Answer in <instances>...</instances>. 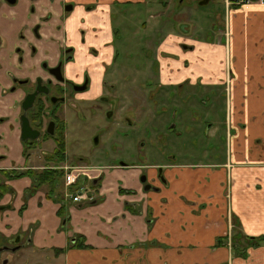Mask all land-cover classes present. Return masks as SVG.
<instances>
[{"label":"crops","instance_id":"obj_1","mask_svg":"<svg viewBox=\"0 0 264 264\" xmlns=\"http://www.w3.org/2000/svg\"><path fill=\"white\" fill-rule=\"evenodd\" d=\"M114 2L141 6L145 0H15L14 4L0 0V160L13 157L21 164L0 163V185L8 188L0 197V237L8 241L6 244L18 238L19 249L50 254L51 264H264V247L250 248L247 258L241 259L232 256L228 246L216 245L217 239L230 231L231 215L239 219L245 236L264 235V0L228 10L223 1L226 35L223 31L210 41L184 29L176 33L171 26L157 52L160 85L155 91L168 96L181 94L171 88L182 86L201 87L204 94L225 91L222 159L112 163L84 171L70 168L80 176L76 187L90 183L98 202L69 205L65 221L44 188L28 193L32 185L28 175L10 181L3 178L1 171L42 169L41 164L27 166L29 157L23 162L26 156L20 153L18 123L23 91L8 93L11 80L29 72L32 77L40 74L43 60L54 65L61 46H72L81 59L87 56L89 46L100 48L97 40L111 42ZM65 3L74 6L68 19L63 11ZM87 4L94 6L84 9ZM37 21L40 39L28 34ZM80 30L85 32L82 45ZM20 32L28 36L26 41L19 39ZM30 44L37 50L35 56L30 54ZM18 48L24 50L22 62L17 60ZM104 51L107 59L113 52L110 46ZM81 61V69H76L79 73L88 68ZM91 79V89L81 95L94 100L102 95L96 71ZM135 88L142 94L140 87ZM121 91L125 96V87ZM194 92L190 89L183 94ZM128 94L134 96L132 91ZM135 99L137 106L131 105L135 117L147 118L146 104L141 102L144 99ZM166 101L165 107L176 104L172 97ZM213 131L218 135L217 129ZM47 158L42 157V162ZM67 159L65 153L63 167ZM226 164L232 166L229 202ZM158 169L162 170V180L156 178ZM142 170L153 189L144 191V185L138 183ZM92 175L98 179L90 181ZM79 243L84 247H75ZM57 249L64 253L55 255Z\"/></svg>","mask_w":264,"mask_h":264},{"label":"rangeland","instance_id":"obj_2","mask_svg":"<svg viewBox=\"0 0 264 264\" xmlns=\"http://www.w3.org/2000/svg\"><path fill=\"white\" fill-rule=\"evenodd\" d=\"M203 2L204 4L200 6L199 4ZM224 8L223 0H145L141 6L120 4L119 7L112 8L113 27L116 30L115 33L119 34V38H121V42H116L114 47L115 52L120 53L117 59L119 66L115 68V71L118 72L120 69L119 81L121 86L125 87V96L120 95L118 101L110 102L104 106L105 109L102 111L106 112L109 110L108 107L113 106V110L119 112H116L112 119L107 118V115L102 112L93 110H89L88 113L87 110L77 109L72 113V117L67 123V135L63 138L68 158L66 167L62 166L64 162L55 164V162L47 161L48 159L42 162V157L46 156L42 155L43 153L51 155V143L28 149L29 154L23 158L24 160L22 159L23 162L25 163L26 158L29 157L27 166L31 163L33 166L41 164L40 168L42 169H54L53 166H57V170L63 171L61 186L64 198L68 199L65 194L75 195L84 190L93 199L72 204H91L98 202V199L94 192L95 187L90 186V183H81L79 187L65 186V175L69 171L77 180L80 177L79 175L75 176L70 168L84 171L88 167L95 169L109 163L151 165L183 159L191 162L222 159L225 156V145L222 138L226 105L225 91L220 90V95L216 91L204 94L201 87L182 86L171 88L172 92L181 94L168 96L166 92L155 90L160 85L157 80V52L160 42L170 31L168 29H171L172 26V30L176 33H180L184 29L190 34L195 33L196 38L200 40L210 41L213 37L216 39L215 36L223 31L226 35ZM137 86L140 87L142 94L135 88ZM132 88L133 90H131ZM190 89L195 92L190 95L183 94ZM129 91H132L134 96H130ZM140 96L144 99L141 100L142 104H146L144 112L150 115H147V118L141 117V115L139 118L135 117V112L131 109V105L137 106L135 97L139 98ZM170 97L176 104L165 107V104L168 103L166 100ZM186 102L190 103L186 104ZM62 108L63 106H60L57 112L58 119L62 116V112H60ZM151 116L153 122H151ZM46 118L47 116H45ZM174 125L176 127L171 132L170 129ZM214 129L218 130V135H215ZM60 130L63 132V127ZM56 135L58 136L56 140H59L61 137L57 133ZM95 139L97 140L96 144ZM22 160L20 159V161ZM0 163H9L13 167L21 165L20 162H17V158L13 157L2 158ZM231 167L230 164L225 165L227 202L230 201L231 195ZM143 172L144 170L137 178L140 184L141 178L145 176ZM3 178L5 179V177ZM20 178L23 179V177H18L12 180ZM90 179L98 178L92 175ZM6 180L10 181L11 179ZM98 183L101 184L102 180H99ZM40 190L43 189L40 188ZM56 203L60 209L61 201ZM64 208V213H67V205ZM232 216L235 215L230 217V231L225 235L228 236V239L233 227ZM60 219L62 220L61 217ZM261 236L264 240V235ZM7 242L6 239L0 237V249L11 247L9 244H13V241L9 244H6ZM229 244L228 241V247ZM260 247H264V242L258 248ZM0 264H51V255L19 248L13 251L2 249Z\"/></svg>","mask_w":264,"mask_h":264},{"label":"flooded vegetation","instance_id":"obj_3","mask_svg":"<svg viewBox=\"0 0 264 264\" xmlns=\"http://www.w3.org/2000/svg\"><path fill=\"white\" fill-rule=\"evenodd\" d=\"M9 4H14L15 0H6ZM36 2L37 0H31ZM114 7H119V3H112ZM93 4H87L84 9H89ZM70 7V10L68 8ZM74 6L71 3H65L63 5V11L66 18L68 19L69 14L73 12ZM31 11L34 13V7L31 8ZM43 19V18H41ZM66 19V20H67ZM65 20V21H66ZM48 20H45L47 22ZM113 24V17H112ZM40 24L37 21L34 24V28L28 32L30 36L40 39L38 31L40 29ZM95 28H92L94 30ZM115 29L112 25V40L111 42H102L97 40V44L100 48L96 49L94 46H89L87 50V56H81V59L75 56L74 48L69 45L61 46L63 47L56 58V63L54 65H49L48 60H43L38 70L40 74L35 77L31 76L32 72L23 78L17 79L13 78L11 80V86L8 88L7 92L14 94L19 90L23 92V98L18 104L19 117L18 123L21 127V118L24 116L30 125V128L35 132V137L32 140H22V156H27L29 154L28 149H33L37 145L42 147L43 145H48V142H51L55 145L54 137L61 131L63 127V138L67 135V123L72 117V113L75 110H89L99 111L107 115V118H114V114L119 112L113 110L112 107H108V111H102L105 109L104 106H107L110 102L118 101L119 96L122 95L121 91V82L119 81V70L116 72L115 68L119 66L117 59L119 58L118 52H115L116 42L120 43L121 38L119 34L115 33ZM85 32L80 30V43L81 45L85 42L84 39ZM28 36H25L23 32H20L19 39L21 41H26ZM66 39V36H65ZM67 43V39L65 44ZM1 44V40H0ZM110 46L113 50L112 54L107 59L106 48ZM30 54L35 56L37 50L32 44L29 45ZM17 60L22 62L24 60V50L21 48L17 49ZM84 61L83 66L88 64V68L82 70L81 73L76 69H81L79 66ZM117 63V64H116ZM82 66V67H83ZM84 69V68H83ZM96 71L99 76V87L102 90V95L98 96L96 99H85L81 94L88 93L92 87L91 73ZM114 74V75H113ZM68 75H72L69 77ZM110 77V80H108ZM34 95L31 106L24 110L22 108L23 102L28 96ZM92 102V103H91ZM60 106H63L62 116L58 119L57 112L60 109ZM45 116L47 118L45 119ZM45 120V121H43ZM21 132V128H20ZM21 138V135H20ZM95 144L97 140L95 139ZM54 149L51 151V155H46L48 158L51 157L54 153ZM112 163H109V165ZM159 170V169H158ZM157 170L156 178L162 180V170L159 172ZM147 178L146 174H144ZM145 184L151 186L146 179ZM152 187V186H151ZM153 189V187H152ZM19 242V240H18ZM17 243H13L6 251H11V249L18 246Z\"/></svg>","mask_w":264,"mask_h":264},{"label":"trees","instance_id":"obj_4","mask_svg":"<svg viewBox=\"0 0 264 264\" xmlns=\"http://www.w3.org/2000/svg\"><path fill=\"white\" fill-rule=\"evenodd\" d=\"M59 136L61 137L59 140H56V136L54 137L55 141V150L51 157L47 158V161L52 162H64L65 157V143L63 139V134L59 132ZM57 144V148H56ZM54 169L45 168L40 171H33V170H25V171H18V170H9V171H1L3 174V177L5 179H13L23 176H29L32 181L31 187L28 189V193H33L36 190L40 188H44L45 195L48 199L54 201L55 203L57 201H61V208L57 211V214L62 218L63 221L67 219V213H64L65 206L67 207L71 205L70 200H67L64 198L63 193V187L62 184V178L63 177V171L57 170V166H53ZM4 192H8V188H6L3 185H0V197ZM67 210V209H66ZM232 230H231V236L228 239V236H223L217 239L216 245L217 246H228L229 241V248L232 256L246 259L248 256V250L250 248H258L259 245H261L264 240L262 236L259 237H247L243 234L241 230V224L239 220L232 216ZM81 241V240H80ZM77 241V242H80ZM74 244V243H73ZM75 247L81 248L84 247L81 243L76 244ZM64 250L57 249L54 251L55 255H59L64 253Z\"/></svg>","mask_w":264,"mask_h":264},{"label":"built area","instance_id":"obj_5","mask_svg":"<svg viewBox=\"0 0 264 264\" xmlns=\"http://www.w3.org/2000/svg\"><path fill=\"white\" fill-rule=\"evenodd\" d=\"M255 0H224L225 9L228 10L231 7H238L243 4L249 3ZM67 180V183H66ZM76 185V178L72 176L70 173L65 175V186ZM65 197L68 198L72 203H80L81 201H91L93 197L88 194L86 191L82 190V192H78L75 195H67Z\"/></svg>","mask_w":264,"mask_h":264},{"label":"water","instance_id":"obj_6","mask_svg":"<svg viewBox=\"0 0 264 264\" xmlns=\"http://www.w3.org/2000/svg\"><path fill=\"white\" fill-rule=\"evenodd\" d=\"M202 4H204V3H202ZM202 4L200 3V5H202ZM68 10H70V7L68 8ZM33 98H34V95H31V96H28L25 99V101L23 102V105H22V108L24 110H27L31 106L32 101H33ZM20 128H21V139L22 140H32L36 136L35 135V132L30 128V125L28 124V121L26 120V118L24 116H22V118H21V127ZM158 171L160 172L161 169H159ZM140 182L142 184H144V186H143V190L144 191H148V190H151L152 189L150 185L145 184V182H146V177L145 176H143L141 178V181ZM17 242H18V238H16L15 240H13V243H17ZM2 249L3 250H7L8 247H3ZM2 249H0V251ZM15 249H18V248L16 247L13 250H15Z\"/></svg>","mask_w":264,"mask_h":264}]
</instances>
